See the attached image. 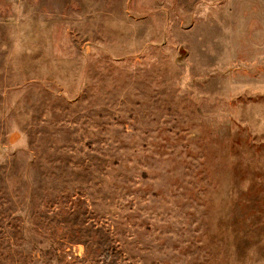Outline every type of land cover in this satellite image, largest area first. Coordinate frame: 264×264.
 <instances>
[{
  "label": "rangeland",
  "instance_id": "1",
  "mask_svg": "<svg viewBox=\"0 0 264 264\" xmlns=\"http://www.w3.org/2000/svg\"><path fill=\"white\" fill-rule=\"evenodd\" d=\"M0 264H264V0H0Z\"/></svg>",
  "mask_w": 264,
  "mask_h": 264
}]
</instances>
